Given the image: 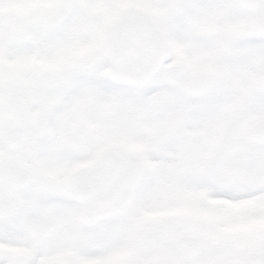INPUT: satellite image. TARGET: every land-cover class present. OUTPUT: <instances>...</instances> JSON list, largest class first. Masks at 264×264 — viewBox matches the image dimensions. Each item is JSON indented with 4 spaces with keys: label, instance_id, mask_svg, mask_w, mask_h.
Listing matches in <instances>:
<instances>
[{
    "label": "snow or ice",
    "instance_id": "obj_1",
    "mask_svg": "<svg viewBox=\"0 0 264 264\" xmlns=\"http://www.w3.org/2000/svg\"><path fill=\"white\" fill-rule=\"evenodd\" d=\"M0 264H264V0H0Z\"/></svg>",
    "mask_w": 264,
    "mask_h": 264
}]
</instances>
